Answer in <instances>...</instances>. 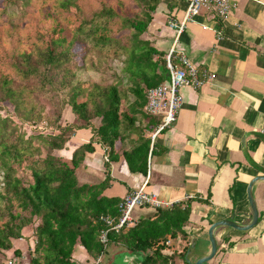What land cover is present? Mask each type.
Masks as SVG:
<instances>
[{
    "label": "trees",
    "instance_id": "obj_1",
    "mask_svg": "<svg viewBox=\"0 0 264 264\" xmlns=\"http://www.w3.org/2000/svg\"><path fill=\"white\" fill-rule=\"evenodd\" d=\"M161 1L3 0L0 110L11 105L34 133L26 135L10 117L0 115V254L13 251L20 258L14 243L33 226L30 264H79L72 257L76 246L94 264L108 245L142 252L141 264H188L190 237L184 226L191 199L154 208L151 216L117 232L109 230L106 246L100 240L106 229L101 218H118L121 212L122 199L103 194L110 163L123 156L130 172H147L149 139L139 137L121 155L115 143L142 132L139 119L153 118L143 111L147 93L168 79L166 54L142 39ZM97 58L118 61L110 80L107 65ZM40 97L51 103L49 113L37 105ZM66 107L74 123H63ZM42 123L49 133L36 129ZM81 129L90 130V140L75 148L69 161L55 156ZM94 144L106 149V178L80 185L76 169L86 153L94 152ZM15 165L31 173V183L18 178ZM169 239L185 242L181 252L163 253Z\"/></svg>",
    "mask_w": 264,
    "mask_h": 264
},
{
    "label": "crops",
    "instance_id": "obj_2",
    "mask_svg": "<svg viewBox=\"0 0 264 264\" xmlns=\"http://www.w3.org/2000/svg\"><path fill=\"white\" fill-rule=\"evenodd\" d=\"M231 2L233 6L224 20L203 11L179 36L177 51L194 66L207 69L212 78L200 89H180L182 106L176 122L152 143L150 136L159 117L140 118L136 126L140 125L142 132L125 135L122 142L115 143L121 155L139 137L149 139L146 190L165 205L193 200L184 226L190 243L196 240L189 255L191 263L207 254L206 231L211 223L225 219L237 225L250 222L246 187L252 178L264 176V0ZM186 6L187 0H162L142 39L167 54L174 42L168 22L179 21ZM62 119L63 123L76 121L69 107L64 109ZM91 136L90 130H77L67 149L54 155L69 161L73 150ZM93 147L94 152L86 153L76 169L80 185L97 184L106 178V149L99 144ZM147 172H130L120 156L110 163V182L104 196L122 199L144 183ZM251 192L258 211L257 224L247 232L216 229L217 253L208 264H264V182H255ZM153 213L152 207L136 208L132 218L137 221ZM17 241L21 245L14 249H19L21 257L7 251L0 254V264H30L33 228L24 229L23 238ZM168 241L172 253L181 252L185 246L181 239ZM110 246V253L100 257V264H108L112 255L125 250ZM72 257L79 264H93L81 246L75 247Z\"/></svg>",
    "mask_w": 264,
    "mask_h": 264
},
{
    "label": "built area",
    "instance_id": "obj_3",
    "mask_svg": "<svg viewBox=\"0 0 264 264\" xmlns=\"http://www.w3.org/2000/svg\"><path fill=\"white\" fill-rule=\"evenodd\" d=\"M233 4L231 0H187V6L183 17L179 21L170 20L168 26L174 32V42L165 56L166 68L168 70L167 82L150 89L147 93V101L144 106V113L151 117H159V123L154 128L150 138L153 143L156 137L164 130L170 128L177 120L182 106V96L180 89L184 86H190L193 89H200L211 78L212 75L205 68L194 66L186 55L177 51L176 44L179 36L182 34L186 25L203 11L213 13L219 21L224 20L230 12ZM150 153L148 155V167L150 163ZM149 180V170L144 183L136 190L126 194L120 203V216L118 218H101L106 229L100 233V240L107 245V234L109 230L119 231L122 227H130L136 221L132 218V212L141 207H168L158 197L146 190ZM169 241L166 242V248L163 250L165 255H171L172 251L168 249ZM100 258L94 264H99Z\"/></svg>",
    "mask_w": 264,
    "mask_h": 264
},
{
    "label": "water",
    "instance_id": "obj_4",
    "mask_svg": "<svg viewBox=\"0 0 264 264\" xmlns=\"http://www.w3.org/2000/svg\"><path fill=\"white\" fill-rule=\"evenodd\" d=\"M258 181L264 182V176L259 175V176L252 178L248 182L247 187H246V198L249 204V210H250V215H251L250 222L247 223L246 225H237L232 220L225 219V220H219V221H215L211 223L208 226L207 231H206L207 240L209 243V250L207 254L197 258L193 263L190 262V260L188 259V256L190 255V253L192 252V250L194 249L196 245V240L193 239L190 243L189 250L187 251L186 257H185L186 262L188 264H208L210 261L213 260V258L215 257L217 253V242L214 236V232L216 229L220 227H224L232 231L247 232L257 224L258 211L255 205L254 199L252 197L251 188H252V185ZM142 261H143L142 252L132 253L130 251L124 250V251H121V252H118L112 255L108 264H141Z\"/></svg>",
    "mask_w": 264,
    "mask_h": 264
},
{
    "label": "rangeland",
    "instance_id": "obj_5",
    "mask_svg": "<svg viewBox=\"0 0 264 264\" xmlns=\"http://www.w3.org/2000/svg\"><path fill=\"white\" fill-rule=\"evenodd\" d=\"M2 2L3 0H0V6H2ZM90 61V59L88 60V62ZM95 61H99L101 62V64H105L107 65V70H106V77H109L108 80H110V75L113 74L114 72H117L118 70V61L116 60H109V59H103V58H97L95 59ZM109 67H111L112 69H110ZM97 74L96 73H92L89 72V74L87 76H90L93 79H97ZM103 82V81H102ZM36 103L38 106H43V112L44 113H49L52 110V105L51 103H49L46 99H43L42 97H40L38 100H36ZM0 115L2 117H10V119H12L16 124H18V126L21 128L22 132H25L26 135L29 134H33L34 130L32 128H30L29 126H24L21 124V122L16 118L13 108L11 105L9 104H4L3 105V109L0 110ZM45 126L44 123L39 124L36 126V129L38 131H44L45 133H49L50 130L49 129H43V127ZM15 167L18 169V178H20L26 185L32 182V177H31V173L27 170H21V168H19L18 166L15 165ZM82 181L79 180L78 183H81ZM32 228H34L33 226H31ZM21 244L19 241H15L14 243V247H19ZM111 250V246L109 245L105 251V253L103 254L104 257L107 256V254L110 253Z\"/></svg>",
    "mask_w": 264,
    "mask_h": 264
}]
</instances>
